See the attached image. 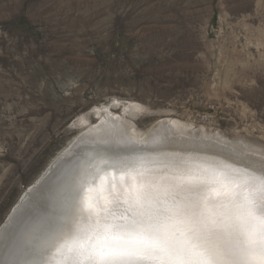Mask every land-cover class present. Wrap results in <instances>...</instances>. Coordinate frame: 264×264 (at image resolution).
I'll return each instance as SVG.
<instances>
[{"label": "rangeland", "instance_id": "1", "mask_svg": "<svg viewBox=\"0 0 264 264\" xmlns=\"http://www.w3.org/2000/svg\"><path fill=\"white\" fill-rule=\"evenodd\" d=\"M112 118L264 156V0H0V225Z\"/></svg>", "mask_w": 264, "mask_h": 264}, {"label": "snow or ice", "instance_id": "2", "mask_svg": "<svg viewBox=\"0 0 264 264\" xmlns=\"http://www.w3.org/2000/svg\"><path fill=\"white\" fill-rule=\"evenodd\" d=\"M73 200L43 246L13 247L8 233L0 264H264V174L242 179L182 157L101 160Z\"/></svg>", "mask_w": 264, "mask_h": 264}, {"label": "bare ground", "instance_id": "3", "mask_svg": "<svg viewBox=\"0 0 264 264\" xmlns=\"http://www.w3.org/2000/svg\"><path fill=\"white\" fill-rule=\"evenodd\" d=\"M111 122H113V118L109 120L110 124L104 123L85 134L73 137L51 159L42 173L21 194L11 208L8 215L54 162L60 159L65 152L67 154L72 152L67 151L73 143L80 142L82 144V147L80 146L74 155L63 164H69L68 170L60 175L59 171L52 175L49 183H46L31 200L27 211H31L32 215L37 210L39 213L42 211L41 220L37 224L33 223L34 226L29 227L25 237L21 240V242H25V247L43 246L54 230L51 225L59 226L67 222L68 214L74 203V189L81 176L93 171L101 160H107L109 164H113L116 161L145 157L148 160L163 163L174 157H182L194 167L210 166L231 172L242 179L264 174V156L260 154L261 152L237 151L222 144L221 141L205 140L206 138L203 139L205 136L197 139V136L194 137L195 135L188 136V133L175 124L172 125L173 127L169 126L165 120L153 123L145 137H137L135 133L131 132L132 127L118 126L117 123L111 124ZM101 166L106 168L110 176H119V172H114L112 168ZM2 258L3 254L1 253L0 259ZM24 258L33 257L27 255Z\"/></svg>", "mask_w": 264, "mask_h": 264}, {"label": "water", "instance_id": "4", "mask_svg": "<svg viewBox=\"0 0 264 264\" xmlns=\"http://www.w3.org/2000/svg\"><path fill=\"white\" fill-rule=\"evenodd\" d=\"M81 145L82 144L80 142L73 143L67 151V152L72 151L73 153L71 152L67 154L65 152V154L62 155L60 159L54 162L51 168L47 172H45L44 175H42L38 179V181L34 184L31 191H29L28 194L25 195V198L20 200L18 205H16L14 209L10 212V214L7 216L3 225H1L0 227V254L2 253L4 255V251H5L3 246L5 243L4 238L8 233L12 234V239L10 240L9 243L11 246L14 247L17 241H21L25 237L27 231L29 230V227L34 226L33 223L37 224L41 220L40 214L42 211L39 213V210H37L36 212L33 213V215L31 214V211H27L28 208L30 207L31 200L33 199L34 196L37 195V192L46 185V183H49L50 179L52 178V175H55L57 171H59V175H60L68 170V167H70L69 164L67 165L66 164L63 165V164L66 163V161H68L74 155V152L77 149H79ZM54 184L56 183L54 182ZM54 188L55 186L53 187V189Z\"/></svg>", "mask_w": 264, "mask_h": 264}]
</instances>
